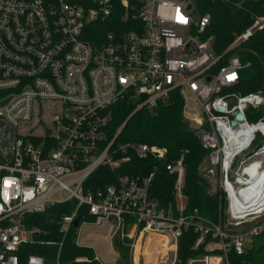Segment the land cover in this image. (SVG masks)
I'll return each mask as SVG.
<instances>
[{
    "label": "built area",
    "instance_id": "obj_1",
    "mask_svg": "<svg viewBox=\"0 0 264 264\" xmlns=\"http://www.w3.org/2000/svg\"><path fill=\"white\" fill-rule=\"evenodd\" d=\"M119 2L130 28L111 24ZM210 22L209 13L196 16L190 0H0V264H20V245L33 234L28 213L71 199L78 206L61 221L64 236L78 217L77 244L83 225L107 222L131 240L130 264H176L190 228L199 232L195 248L211 236L208 249L220 250L193 261L232 264V250L245 253L264 231V116L249 117L264 92L234 89L250 62L227 52L263 28L264 17L223 53L203 38ZM103 23L112 29L96 34ZM173 93L183 97L184 116L208 151L203 171L220 178L226 218L218 222L185 212L182 156L166 164L176 175L175 208L151 195L152 174L84 187L99 167L115 169L132 153L167 158L165 147L115 143L122 127L110 138L107 126L127 97L137 101L134 111L153 110ZM82 205L93 220L78 215ZM27 264L49 263L30 254ZM51 264L63 263L58 256Z\"/></svg>",
    "mask_w": 264,
    "mask_h": 264
},
{
    "label": "trees",
    "instance_id": "obj_2",
    "mask_svg": "<svg viewBox=\"0 0 264 264\" xmlns=\"http://www.w3.org/2000/svg\"><path fill=\"white\" fill-rule=\"evenodd\" d=\"M190 1L196 11V16L206 13L211 15V22L203 38L212 37L213 49L216 53L225 52L239 35L255 23L256 17H264V0ZM123 13L124 9L120 3V7L110 18L111 24H120L123 28H130V22L122 19ZM105 23L100 25L99 32L96 34L103 35L112 29V25ZM227 53L228 55L237 54L243 62H250L249 66L241 70L240 80L234 89L241 93L264 92V27L257 29L238 48ZM225 62L226 60L221 64ZM136 103L134 98L127 97L113 107L112 118L107 126L110 138H114L122 127L115 143L144 142L165 147L167 158L158 160L151 154L139 156L132 153L130 161L122 163L115 169L103 165L95 170L85 181V189L103 188L115 183L121 175L146 177L152 174L151 195L163 206L175 208L173 192L176 175L169 172L166 164L182 156L185 165L183 192L187 196L185 212H197L216 222L221 218L225 219L223 192L221 190L211 192L209 179L200 171V165L203 164L208 151L202 146L191 122L184 116L183 97L173 93L167 101L161 102L153 110L144 107L134 111ZM262 116H264V104L255 109H249L251 119ZM77 206L78 201L71 199L52 204L42 212H32L26 215L24 223L28 229L33 230V234L31 240L20 245L18 251L20 264H27L30 254L43 256L45 262L49 264L55 263L58 256L63 264L74 262L77 257H87L79 264H103L102 261L96 259L93 247L77 244L78 226L72 225L66 236L61 232L63 217L71 214ZM78 215L82 220H93V216L89 214L85 205L80 206ZM198 237L199 232L193 228L183 232L179 239L176 264H188L199 256L210 252H220L218 249L212 251L208 249V245L214 241L211 236L195 248ZM129 241L131 240L127 237L121 238L120 235L114 239L115 247L121 255L120 264H130ZM60 242L63 243L62 246ZM230 259L232 264H264V231L253 238L245 253L237 254L232 250Z\"/></svg>",
    "mask_w": 264,
    "mask_h": 264
},
{
    "label": "rangeland",
    "instance_id": "obj_3",
    "mask_svg": "<svg viewBox=\"0 0 264 264\" xmlns=\"http://www.w3.org/2000/svg\"><path fill=\"white\" fill-rule=\"evenodd\" d=\"M46 118H44L47 121H50L51 119V112L47 110ZM38 120L37 118L35 119ZM49 123V122H48ZM33 123L31 125V128L35 129H41L45 127L44 125L41 126V124ZM38 126V127H37ZM194 126V124H193ZM42 130V129H41ZM204 162V161H203ZM200 171L209 179L211 184V192H216L217 190H220V178L219 176H207L205 172L203 171V164L200 167ZM240 227H233V229H239ZM127 232V230H126ZM81 240L80 243L88 246H93V249L95 250V253L98 255L99 259L102 262L108 263V264H120L121 255L118 249L115 247L114 239L116 236L120 235L121 238H125L123 236L122 229H117L115 227H109L107 222L103 223L102 225H83L82 231H81ZM212 244H209V247H211ZM213 246L219 247L220 244H214ZM87 258V257H85ZM172 259H169V264L171 263ZM178 261V260H177ZM188 264H204L202 261H190Z\"/></svg>",
    "mask_w": 264,
    "mask_h": 264
},
{
    "label": "water",
    "instance_id": "obj_4",
    "mask_svg": "<svg viewBox=\"0 0 264 264\" xmlns=\"http://www.w3.org/2000/svg\"><path fill=\"white\" fill-rule=\"evenodd\" d=\"M189 7H191V4H189ZM240 117H243V115L242 114H240L239 115ZM79 221H80V218L78 217V218H76V220H75V222H74V225L75 226H78V224H79ZM199 257H201V256H199Z\"/></svg>",
    "mask_w": 264,
    "mask_h": 264
},
{
    "label": "bare ground",
    "instance_id": "obj_5",
    "mask_svg": "<svg viewBox=\"0 0 264 264\" xmlns=\"http://www.w3.org/2000/svg\"><path fill=\"white\" fill-rule=\"evenodd\" d=\"M138 248H139V246H138Z\"/></svg>",
    "mask_w": 264,
    "mask_h": 264
},
{
    "label": "crops",
    "instance_id": "obj_6",
    "mask_svg": "<svg viewBox=\"0 0 264 264\" xmlns=\"http://www.w3.org/2000/svg\"><path fill=\"white\" fill-rule=\"evenodd\" d=\"M212 244V243H211Z\"/></svg>",
    "mask_w": 264,
    "mask_h": 264
}]
</instances>
